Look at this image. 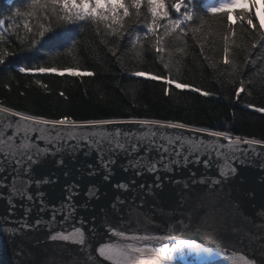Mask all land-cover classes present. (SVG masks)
Segmentation results:
<instances>
[{"label":"snow or ice","instance_id":"6c2138e0","mask_svg":"<svg viewBox=\"0 0 264 264\" xmlns=\"http://www.w3.org/2000/svg\"><path fill=\"white\" fill-rule=\"evenodd\" d=\"M256 5L257 0H21L0 18V66L19 53L64 48L59 55L69 57L71 66H45L54 65L56 57H49L21 64L15 71L32 77L68 74L83 80L96 73L81 70V49L98 57L97 46L102 45L129 77L162 82L165 96H171L173 87L217 96L193 82H182L185 60L195 48L194 66L202 72L203 65L195 61L207 62V68L219 73L218 84L219 77L227 74L234 102L241 101L242 93L252 98L251 88L259 85L264 90V19L254 10ZM87 29L95 41L76 38ZM149 53L159 71L143 70ZM126 60L133 64L131 69ZM246 69H251L247 75ZM34 82L47 90L41 79ZM59 94L67 99L63 91ZM244 107L264 113V106L253 102ZM118 124L139 128L132 132L106 127ZM93 154L94 163L88 159ZM81 157L83 163L76 168L81 178L99 176L115 189L107 203L99 204L103 193L93 181L86 189L77 180L66 182L58 196L51 192L59 177L41 173L45 161L54 160L68 177L70 165ZM190 165L215 172L196 179L193 171L187 181L176 180L174 174ZM253 165L264 170V137L173 119L49 118L0 101V202L4 204L0 221L7 225L0 236L11 241L19 264H264V205L250 217L242 212L238 197L220 193L241 168ZM117 166L131 174L127 181L113 183ZM146 175L151 182L138 183L136 178ZM193 184L205 186L194 212L187 201L181 203ZM165 194L175 201L173 215L157 203ZM247 195L253 197L254 192ZM81 196L86 198L83 203ZM178 209L192 215L177 217ZM158 218L165 225L163 234L155 230ZM193 227L203 242L184 236ZM38 232L52 242L45 245L47 253L32 246L30 238Z\"/></svg>","mask_w":264,"mask_h":264},{"label":"trees","instance_id":"16d2710c","mask_svg":"<svg viewBox=\"0 0 264 264\" xmlns=\"http://www.w3.org/2000/svg\"><path fill=\"white\" fill-rule=\"evenodd\" d=\"M20 3L21 0H0V18L9 14L10 6H19ZM254 10L264 19V0L263 4H257ZM7 23L6 21L5 26ZM84 36L93 41L96 39L91 35V29L85 30L76 38L83 39ZM192 43L190 39L189 44ZM97 47L98 57L90 50L85 53L83 48L81 49L80 54L83 57L80 61L81 70L87 69L96 73L94 77H84L83 80L68 74L64 77L56 73L32 77L15 71L21 64L48 60L49 57H56L54 65L49 62L45 66L60 68L71 66L69 57L59 55L65 51L64 48H42L39 52L19 53L18 56L9 57L5 65L0 66V101L17 110L49 118L70 115L78 120L130 117L173 119L194 126L230 130L235 134L249 137H264V113H257L244 107L247 102L264 106V90L258 85L251 88L252 98L242 93L241 101L234 102V87L228 83L230 77L227 74L219 77L221 83L218 84L216 80L219 73H213L212 69L207 68V62L195 61L203 65L202 72L200 67L194 66V57L191 53L197 49H190V54L185 60L182 82H193L206 91L219 93L217 96L203 97L188 90H175L174 87L171 96H165L162 82L129 77L128 73L114 62V58L106 53L102 45ZM255 55L256 53H253V57ZM216 58H220L219 53L216 54ZM147 59L148 63L142 65L143 70L149 68L154 72L160 70L151 53ZM242 59L243 54L240 57L241 62ZM126 67L131 69L133 64L126 60ZM218 67L221 71L224 68L222 64ZM188 68H192V71L189 72ZM249 71L251 69L245 70L246 75ZM36 78L48 85L47 90L35 84ZM62 91L67 99L60 96L59 93ZM226 96L228 99H225ZM225 121L228 122V127L225 126Z\"/></svg>","mask_w":264,"mask_h":264},{"label":"water","instance_id":"95a60500","mask_svg":"<svg viewBox=\"0 0 264 264\" xmlns=\"http://www.w3.org/2000/svg\"><path fill=\"white\" fill-rule=\"evenodd\" d=\"M108 129H116L119 128L122 131H128L131 130L132 132H136L139 128L137 125H129V124H118V125H108L106 126ZM170 132H175L178 130H168ZM188 135L192 136H199L203 134H196V133H186ZM207 139H211L210 137H206ZM43 144V142H41ZM247 147V146H244ZM89 162H95V157L94 154L92 157L88 158ZM84 158L81 157L80 161L74 162L72 165H70V168L72 169L71 174L68 177H65L63 175V172L58 169L55 165L54 160H47L41 166V173L44 175H48L51 173H55L56 176L59 177L58 183L52 187L50 190L52 193L55 195H59V193L62 191V186L66 182H75L79 180L81 183V186L83 189H86L87 187L91 186L90 181H93L97 187L101 188V192L103 193L101 200L99 201V204H105L110 200L113 195L115 194V189H111L110 186L104 184L101 180V178L94 177V178H81L77 172L76 168L79 166L80 163H83ZM124 160L121 158L120 163H123ZM116 175L113 180V183L117 181H127L130 178V173H125L122 171V169L119 168V166L116 167L115 169ZM195 171L197 173L196 179L203 178L205 174H207L209 177L213 176V173L215 172V169L212 170H206L203 168V166H192L190 165L188 169H185L183 172H176L175 179L181 181L182 183L187 181L191 172ZM138 183L141 182L142 180H146L149 183L151 182V177L150 176H145V177H137L136 178ZM165 183H170V181H165ZM172 188H176L175 183H171ZM248 191H253L254 196L249 197L247 195ZM221 194L228 195V196H235L238 197L241 204H242V212L246 213L248 216L252 217L257 214L258 211L261 209V205H264V170L259 169L257 166H249V167H243L239 171V175L235 178H233L232 182L225 188L221 187L220 190ZM205 194V186L199 185V184H193L190 193L189 191H185L184 195V200L181 201V203H184L185 201L188 202V207L192 208V211H195V207H198L197 200ZM135 195V193H133ZM177 196H179V193H177ZM85 197L81 196V202L83 203ZM157 203L161 204L167 211L169 215H173L171 212V208L175 207V201L167 194L163 197L162 200L158 201ZM195 205V207H193ZM92 209L90 208L89 211ZM4 211V204L0 202V213ZM83 209L81 210V213L83 214ZM175 216L179 217L182 215H192L191 212L188 213H182L179 209L177 212L174 214ZM47 218V217H46ZM7 225H4L2 221H0V229L3 227H6ZM165 227L164 224L161 223L160 219H157V228L155 229L157 234H163V228ZM184 236L185 237H190V238H197L198 242H203L199 237L200 233L196 231V229L189 228L186 231H184ZM35 235V236H34ZM37 235V236H36ZM35 237H39V245L35 248L39 247V252L41 254L47 253L49 249L45 247L46 243V237L42 232L38 233H33L32 239ZM41 239H44L42 241ZM32 243V241H31ZM52 243H47V245H51ZM32 246H36L33 245ZM42 249H41V248ZM54 247V246H53ZM4 248V249H3ZM55 250V248H54ZM62 254V253H58ZM30 258L35 259V256H31ZM0 264H19V261L16 258V253L12 247V243L10 240H5L3 236H0ZM107 264V262H105Z\"/></svg>","mask_w":264,"mask_h":264},{"label":"bare ground","instance_id":"6f19581e","mask_svg":"<svg viewBox=\"0 0 264 264\" xmlns=\"http://www.w3.org/2000/svg\"><path fill=\"white\" fill-rule=\"evenodd\" d=\"M257 4H263V0H258L257 1ZM35 236V235H34ZM37 236V235H36ZM31 239V241H32V243H33V245H36V246H33V247H37L38 245H39V241H37V239H36V237L35 238H30ZM46 239V238H45ZM42 241H44V239H41ZM45 242H47V243H50V241H47V239H46V241ZM46 243V244H47ZM52 243V242H51ZM41 248V247H40ZM4 249V248H3ZM38 250H39V247L37 248ZM42 249V248H41Z\"/></svg>","mask_w":264,"mask_h":264}]
</instances>
